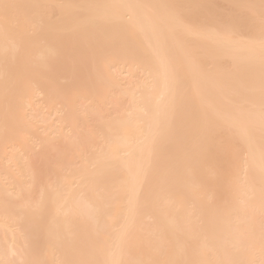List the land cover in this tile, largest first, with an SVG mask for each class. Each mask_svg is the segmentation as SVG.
Segmentation results:
<instances>
[{
    "label": "bare ground",
    "instance_id": "bare-ground-1",
    "mask_svg": "<svg viewBox=\"0 0 264 264\" xmlns=\"http://www.w3.org/2000/svg\"><path fill=\"white\" fill-rule=\"evenodd\" d=\"M0 264H264V0H0Z\"/></svg>",
    "mask_w": 264,
    "mask_h": 264
}]
</instances>
